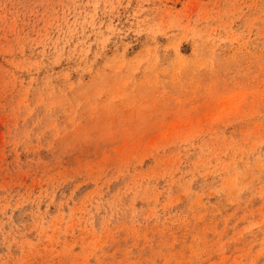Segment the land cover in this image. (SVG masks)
<instances>
[{"label":"rangeland","instance_id":"obj_1","mask_svg":"<svg viewBox=\"0 0 264 264\" xmlns=\"http://www.w3.org/2000/svg\"><path fill=\"white\" fill-rule=\"evenodd\" d=\"M0 264H264V0H0Z\"/></svg>","mask_w":264,"mask_h":264}]
</instances>
